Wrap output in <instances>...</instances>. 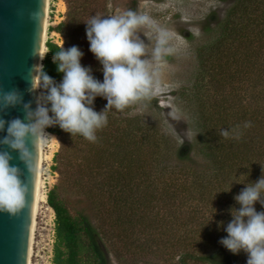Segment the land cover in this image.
<instances>
[{"label":"rangeland","instance_id":"1","mask_svg":"<svg viewBox=\"0 0 264 264\" xmlns=\"http://www.w3.org/2000/svg\"><path fill=\"white\" fill-rule=\"evenodd\" d=\"M235 1L100 0L98 9L102 10L100 14L102 18L133 11L137 15L148 16L152 21L151 25L140 27L136 33V38L144 44L145 51L142 59L148 62L149 73L153 80L152 93L148 97L130 104L128 111L115 112L112 115L114 126L119 130L128 126L136 130L147 126L159 135L171 137L177 146L186 145L190 148L188 158L181 164L172 161L170 153L165 154L163 157L167 161L161 162L159 167L166 168V163H169L170 160L173 163H170L167 170L159 175L154 174L157 169L156 165L150 172V163L151 161L154 163L153 150H143L145 152L137 154L141 165H148V175L139 178V182L137 181L140 188L137 191L136 206L132 216L136 223L130 227L122 226L118 230V235H122L126 229L133 230V244L128 242L132 246L129 250L125 247L126 243L120 242L123 239L117 241L113 249L107 250L110 264H180L178 259L180 253L174 249L182 244L181 239L186 237L188 240L194 237L193 242L201 240L200 238L205 236L204 231H213L212 239L218 240V244L213 248L211 254L216 253L221 245L219 241L226 235L223 229L231 220L230 209L234 208L236 203L234 197L249 184L248 182L255 183L257 181L253 175H247V171L254 169L256 162L246 164L249 160L246 158L243 160L246 165H242L236 175L237 184L243 187L234 189L232 187L234 182L227 183L226 181L223 185L232 190L214 191L210 187L213 185L210 177L212 172H216L214 163L209 157L212 152L211 146L207 144L208 149L205 148L202 151L203 146L201 147L198 143L207 134L199 122L200 111L197 95L200 85H208L214 98L216 91L213 90V87L215 84L218 85L220 94L228 93V103L230 106L232 105L229 107L235 113L243 112L239 110L242 107L243 109L247 108V113L253 114L252 118L256 115L264 117V49L259 48L256 37L254 41L252 39L250 42L242 44V47H250L248 54L235 53V64L227 70V75H216L214 81L213 75L209 76V74L216 73L218 67L214 66L209 69V73L204 75L203 79L200 78L202 75L197 76L198 73L200 74V66L197 61L196 48L216 45L219 40V38L217 39V26ZM66 17L65 0H49L45 48L47 41L64 49L77 46L84 54L81 63L95 68L94 73L99 69L103 80L102 66L89 51L87 38L84 37L82 40L74 38L69 46L61 35L51 31ZM161 33L166 34V44L163 47L168 51L162 52L161 57L156 59L155 49ZM46 54L47 48L44 58ZM221 65L224 69L226 68L223 62ZM234 67L239 74H233ZM226 80L228 84L224 83ZM230 81L233 82V85L230 84ZM40 93L43 103L42 87H40ZM239 95H242L243 101L237 104L236 96ZM99 100L100 98L97 97L95 104L97 103L98 106L94 107L98 112H101L105 109L106 100L102 99L100 102ZM258 121L259 124L253 123L252 119L249 122V129L260 125L259 118ZM51 128L46 129V132L50 133L49 129ZM216 132L217 130L208 134V137ZM228 138L231 139L230 136ZM98 143L99 140L93 142V147H97ZM59 148L56 136L44 140L45 160L42 164V190L45 196L54 185H57L59 180V173L53 168L56 166L54 155L59 151ZM95 150L97 149L95 148ZM95 150H93V154L96 152ZM219 152L220 155L217 156L226 154L224 150ZM260 154H264V151H261ZM216 161L214 162L216 163ZM258 166L260 165L258 164L256 167ZM228 168V165L223 167L226 171ZM193 169H196V176L206 172L202 182L195 184L192 180ZM135 171L137 172V170ZM141 171L142 169L137 173H145ZM149 175L150 179H148ZM257 175L264 176V173L259 172L255 176ZM149 183L152 187V199L145 201L144 197L148 193ZM220 196L222 197L218 198ZM172 203H174L173 206H171ZM255 207L257 211H264V207L259 203ZM36 222L31 264H52L55 239L54 213L48 205H42ZM190 252L195 257L204 254L198 249H190ZM115 253L118 258L120 256L119 259L115 257ZM246 261L247 256L242 252L239 255L231 256L228 264H246ZM188 264L210 263L195 259L189 260Z\"/></svg>","mask_w":264,"mask_h":264},{"label":"trees","instance_id":"2","mask_svg":"<svg viewBox=\"0 0 264 264\" xmlns=\"http://www.w3.org/2000/svg\"><path fill=\"white\" fill-rule=\"evenodd\" d=\"M65 3L67 17L51 31L61 35L70 46L74 38L77 40L86 38L85 23L92 17L102 18V15L100 16L102 10L98 9L100 0H65ZM217 32L219 40L216 45L196 48L200 66V74L197 76L202 75L201 79L214 66L218 67L216 73L209 74L213 75L214 81L216 75H227V70L235 64V53L248 54L250 47H242V44L252 39L254 41L255 37L259 48L264 49V0H236L218 24ZM46 48L47 54L42 62V69L58 84L62 80V74L57 72L53 57L62 47L47 41ZM222 62L226 65L225 69L221 65ZM90 68L94 77L102 80L100 70L97 69L94 73L95 68L91 66ZM232 72L239 74L235 67ZM225 82L228 84L227 80ZM230 82L233 85V82ZM217 86L215 84L213 87L216 91L215 98L208 85H200L198 88L199 122L207 133L198 143L203 146L202 151L208 149L207 144L211 146L212 152L209 157L216 170L212 175L210 173L213 184L210 185L211 189L227 192L231 188L223 185L226 181L234 182V185L232 184L234 189L241 188L242 185L237 184L236 175L245 164L243 160L246 158L249 159V163L246 164L256 162L254 169L247 171L248 176L253 175L258 181L262 176L255 175L259 172L264 173L262 162L264 154H260L264 151L262 147L264 117L256 115L252 118L253 114L247 113V108L242 107L239 110L243 112L235 113L230 109L232 105L228 103V93L220 94ZM42 89L44 100L47 90L43 87ZM236 101L237 104L242 102V95L236 96ZM94 106L97 107L98 104L94 102ZM95 110L98 112L96 108ZM128 110L126 107L123 111ZM115 112L121 111L114 108L109 110L106 113L107 124L96 131L95 141L99 140L97 147H93L95 141H89L80 135H70L58 126L49 129L50 134L56 136L60 145L59 151L54 155L56 166L53 167L59 173V180L47 193V205L54 213L55 239L52 264H110L107 250L113 249L116 242L121 239L123 241L120 242L126 243L125 247L130 250L132 246L128 242L133 244L134 231L126 229L122 235H118V230L122 226L130 227L136 223L132 216L136 206L135 198L140 188L138 179L148 175V165L142 166L137 154L145 152L143 150H153L154 163L152 161V164L150 163V172L156 165L154 174L157 175L163 174L172 161L181 164L189 156L188 146H177L171 137L159 135L147 126L137 130L128 126L119 130L112 121ZM258 118L260 125L249 129V122L252 119L253 123L259 124ZM216 130V133L208 137V134ZM93 150L96 151L94 154ZM220 150L226 151V154L217 156L220 155ZM168 153L172 161L166 163V168H160L161 162L167 161L163 156ZM258 164L260 166L256 167ZM225 165L229 166L227 171L223 169ZM141 169V172L145 173L138 174ZM192 174V180L196 184L203 181L206 172L196 176V169H193ZM147 187L149 190L144 197L145 201L152 199L151 184L149 183ZM173 205L174 203L171 204ZM236 206L238 205L235 203ZM212 232L204 231L205 236L195 242L194 237L188 240L186 237L182 238L180 241L182 244L174 249L180 253L179 263L188 264L189 260L197 259L210 264H228L234 255L222 245L216 253L211 254L218 244L217 239H212ZM190 249H198L204 254L195 257ZM115 257L118 258L116 253Z\"/></svg>","mask_w":264,"mask_h":264},{"label":"clouds","instance_id":"3","mask_svg":"<svg viewBox=\"0 0 264 264\" xmlns=\"http://www.w3.org/2000/svg\"><path fill=\"white\" fill-rule=\"evenodd\" d=\"M85 24L89 51L102 66L103 80L95 78L92 69L81 64L84 54L77 46L62 47L53 57L57 72L62 74L58 84L43 71L42 65L34 67L37 75L33 77V90L43 87L47 95L25 120L7 122L3 141L26 165V158L31 155L28 142L48 139L46 129L58 126L70 135L95 141L96 131L107 124L109 110L123 111L152 93L148 62L142 59L144 44L136 38L140 27L152 24L150 18L127 11L108 18L92 17ZM165 44L166 34L161 33L156 59L168 51ZM97 97L106 100L104 111L95 110ZM17 101L14 93L3 96L5 105L14 106ZM4 128L5 122L0 120V131ZM10 159L7 153H0V212L12 214L24 207L28 188ZM234 200L238 207L230 209L231 220L223 229L226 236L219 243L233 255L246 254V264H264V211L255 207L258 203L264 207V176L247 184Z\"/></svg>","mask_w":264,"mask_h":264},{"label":"water","instance_id":"4","mask_svg":"<svg viewBox=\"0 0 264 264\" xmlns=\"http://www.w3.org/2000/svg\"><path fill=\"white\" fill-rule=\"evenodd\" d=\"M47 0H0V153L10 156V164L19 169L28 191L23 208L15 213L0 212V264H28L31 248L39 171L40 141L27 147L31 155L27 165L19 154L3 143L7 122L25 120L41 101L40 89L33 90L34 67L40 66L47 15ZM14 93V106L3 103V96ZM29 107H25V106Z\"/></svg>","mask_w":264,"mask_h":264},{"label":"bare ground","instance_id":"5","mask_svg":"<svg viewBox=\"0 0 264 264\" xmlns=\"http://www.w3.org/2000/svg\"><path fill=\"white\" fill-rule=\"evenodd\" d=\"M49 5V0H47V6ZM47 26H48V7H47V15H46V22H45V29H44V36H43V43H42V53H41V62L44 58V55L46 53L45 48V41H46V32H47ZM41 66V63H40ZM40 89V88H38ZM41 101V100H40ZM42 104V102H40ZM47 134L52 137L50 133L47 132ZM49 137V138H50ZM43 143L44 141H40V153H39V171H38V187H37V199H36V209H35V218H34V227H33V234H32V241H31V248H30V254H29V261L28 264H31V257L33 255V246H34V239H35V232L37 227V216L39 213L40 208H42V205L46 206V196L43 192V180H42V164L45 160L44 154H43ZM47 160V159H46ZM51 210V209H50Z\"/></svg>","mask_w":264,"mask_h":264},{"label":"built area","instance_id":"6","mask_svg":"<svg viewBox=\"0 0 264 264\" xmlns=\"http://www.w3.org/2000/svg\"><path fill=\"white\" fill-rule=\"evenodd\" d=\"M47 197V196H46Z\"/></svg>","mask_w":264,"mask_h":264}]
</instances>
